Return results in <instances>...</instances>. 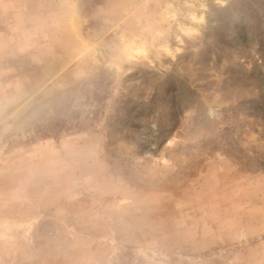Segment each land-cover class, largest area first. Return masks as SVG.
<instances>
[{
  "label": "rangeland",
  "instance_id": "374dc122",
  "mask_svg": "<svg viewBox=\"0 0 264 264\" xmlns=\"http://www.w3.org/2000/svg\"><path fill=\"white\" fill-rule=\"evenodd\" d=\"M0 264H264V0H0Z\"/></svg>",
  "mask_w": 264,
  "mask_h": 264
}]
</instances>
